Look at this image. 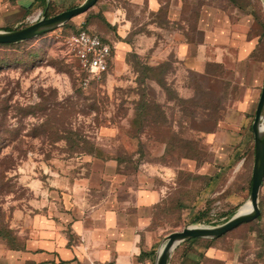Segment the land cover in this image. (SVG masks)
<instances>
[{
  "label": "rangeland",
  "instance_id": "1",
  "mask_svg": "<svg viewBox=\"0 0 264 264\" xmlns=\"http://www.w3.org/2000/svg\"><path fill=\"white\" fill-rule=\"evenodd\" d=\"M83 1L49 0L48 13ZM109 4L119 17L113 26L103 12ZM43 10L42 4L5 26H26ZM81 26L114 45L130 44L129 51L118 48L122 56L114 48L100 78L89 77L63 45ZM206 28L221 36L241 28L243 40L209 36L205 43ZM181 40L192 45L185 55ZM263 81L264 0H167L157 11L145 2L98 0L63 26L0 44V131L19 133L2 139L8 144L0 157L13 158L6 170L0 165V247H22L34 216L49 207L83 215L107 202L132 218L140 212L143 245L155 251L139 264H156L174 230L224 222L249 200L251 125ZM43 123L84 133L93 153L70 152L65 139L36 135ZM150 190L160 200L140 207L139 194ZM259 205L257 218L218 238L182 241L170 264H264V181Z\"/></svg>",
  "mask_w": 264,
  "mask_h": 264
},
{
  "label": "crops",
  "instance_id": "2",
  "mask_svg": "<svg viewBox=\"0 0 264 264\" xmlns=\"http://www.w3.org/2000/svg\"><path fill=\"white\" fill-rule=\"evenodd\" d=\"M133 1L145 2L153 11L167 3V0ZM42 3V0H0V29L20 22L22 17L41 9ZM103 12L111 24H116L119 17L115 7L104 5ZM123 25L128 26L127 23ZM205 31V43H208L209 36L212 40L223 38L233 44H240L243 40L241 28L234 29L232 35L224 36L219 35V29L206 28ZM179 43L178 50L185 55L192 45L186 40ZM129 45L126 40L116 42L117 56H122L118 48L123 53L130 50ZM157 193L154 190L141 192L138 197L140 207L158 202L160 196ZM82 211L83 215H78L70 207L56 210L49 207L46 213L37 214L32 219L31 233L22 247H0V264H139L144 257L147 260L153 254V244L148 247L142 242L140 231L145 218L140 212L132 218L127 210L115 209L107 202ZM143 251L151 252L142 255Z\"/></svg>",
  "mask_w": 264,
  "mask_h": 264
},
{
  "label": "water",
  "instance_id": "3",
  "mask_svg": "<svg viewBox=\"0 0 264 264\" xmlns=\"http://www.w3.org/2000/svg\"><path fill=\"white\" fill-rule=\"evenodd\" d=\"M98 0H84L78 5L46 16L47 9L30 24L14 29H0V44L28 40L63 26L74 16L90 9ZM255 141V160L249 200L250 207L239 208L230 218L216 225L192 224L165 235L158 250L156 264H170L172 252L182 241L193 237L217 238L238 225L251 221L261 214L259 193L264 181V81L252 123Z\"/></svg>",
  "mask_w": 264,
  "mask_h": 264
},
{
  "label": "built area",
  "instance_id": "4",
  "mask_svg": "<svg viewBox=\"0 0 264 264\" xmlns=\"http://www.w3.org/2000/svg\"><path fill=\"white\" fill-rule=\"evenodd\" d=\"M63 45L91 78H100L113 63L114 43L83 26L64 36ZM83 83L87 85L88 79L84 78Z\"/></svg>",
  "mask_w": 264,
  "mask_h": 264
},
{
  "label": "trees",
  "instance_id": "5",
  "mask_svg": "<svg viewBox=\"0 0 264 264\" xmlns=\"http://www.w3.org/2000/svg\"><path fill=\"white\" fill-rule=\"evenodd\" d=\"M42 2H43L42 4L44 6V10L47 9L46 16H50L51 14L48 13V7L50 6L49 0H42ZM107 22L110 25L113 26V24H111L108 20H107ZM83 27L88 28L91 31L98 32V31H96L94 29H91V28H89L87 26H83ZM5 29H13V28H5ZM98 33H100V32H98ZM101 35H102V37L104 39L110 41L103 34H101ZM110 42H112V41H110ZM3 44H13V43H3ZM42 126L43 127H41V129H38L37 131H35V134L36 135L42 134L43 136L48 137V138L49 137L57 136V138L65 139L67 141L68 148H69V151L70 152H74V153L75 152L76 153L77 152L78 153H93L94 143H89V141H87L88 140L87 139V135H85L84 133L78 131L77 129H74V128H64V129H62V132H60V131H52V130H49L48 127H47V123H43ZM251 127H252V125H251ZM4 131H6V133H8L11 136V139L18 138V136H19L18 135L19 134L18 132L15 133L13 130H10V129H6ZM6 133H3V131H0V154L2 152L3 147L6 144H8V143H2V139L4 138V135ZM8 157H9V155L0 157V165L4 166L5 167L4 168L5 170H6V168H8V167L11 166L9 164L11 162V159L13 158L11 156V159L10 160H6ZM251 183H252V180H251ZM251 183H250V190H251ZM234 213H235V211H232L231 214L228 216V218H230ZM199 238L200 237H193V238H189V239H186V240L193 241V240H196V239H199ZM154 251H155V249L152 250V252H154ZM149 252H151V251H147V252L146 251H143L142 252V255L148 254Z\"/></svg>",
  "mask_w": 264,
  "mask_h": 264
},
{
  "label": "bare ground",
  "instance_id": "6",
  "mask_svg": "<svg viewBox=\"0 0 264 264\" xmlns=\"http://www.w3.org/2000/svg\"><path fill=\"white\" fill-rule=\"evenodd\" d=\"M250 207V202H246L242 207L241 209H246V208H249Z\"/></svg>",
  "mask_w": 264,
  "mask_h": 264
}]
</instances>
